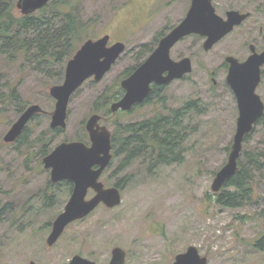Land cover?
<instances>
[{
  "label": "rangeland",
  "instance_id": "374dc122",
  "mask_svg": "<svg viewBox=\"0 0 264 264\" xmlns=\"http://www.w3.org/2000/svg\"><path fill=\"white\" fill-rule=\"evenodd\" d=\"M67 1L76 2L74 13L88 28L85 42L109 35L112 44L124 43L126 52L102 81H87L72 97L67 127L61 133L51 132L56 100L50 91L64 80L32 71L29 65L21 73L19 66L0 57V72L4 74L0 95L9 91V85H17L19 90V101L0 103V264H69L77 255L109 264L116 247L127 252L125 264H173L190 247H196L208 264H264V249L255 245L264 237V156L259 161L261 168L254 170L247 154H264V129L261 125L250 136L239 159L240 167L252 171V200L238 209L220 206L212 186L217 173L228 163L239 112L231 91L225 87L214 91L209 76L217 72V81H224L226 73L221 66L227 56L245 59L251 41L264 46V0H215L218 10L247 7L253 10L254 19L209 52L204 51L202 41L196 37L186 38L171 52L175 61L190 58L193 71L188 80L169 86L170 106L179 107L188 98L202 103L200 114L190 116L193 133L185 144V160L151 173L144 170L146 159L134 163L136 177L121 190L119 206L98 207L65 230L53 246L48 244L52 225L64 211L69 195L66 191L60 193L67 187L49 189L50 173L45 169L44 158L61 143L78 141L81 121L87 122L94 115L90 111L101 103L106 90L118 81L121 84L125 79L122 74L138 65L142 47H157V33L183 21L191 6V0ZM258 94L264 99V80ZM19 103L26 104L24 111L39 105L44 113L31 120L20 142L6 143L5 136L24 112H19ZM111 105V117L102 120L111 132L118 120L137 123L162 111L157 105L138 108L130 114H113ZM40 137L51 141L46 148ZM119 162L116 158L102 177L106 187H113L127 174H115L112 183L107 181ZM46 190H51L54 200L46 197ZM92 196L94 193L88 198Z\"/></svg>",
  "mask_w": 264,
  "mask_h": 264
},
{
  "label": "water",
  "instance_id": "95a60500",
  "mask_svg": "<svg viewBox=\"0 0 264 264\" xmlns=\"http://www.w3.org/2000/svg\"><path fill=\"white\" fill-rule=\"evenodd\" d=\"M51 1L19 0L17 8L23 15H30ZM213 1L192 0L185 19L161 39L156 51L144 64L122 80L121 88L125 91V96L112 103V113L129 112L135 105L141 104L151 92L152 84L168 85L192 73L193 63L190 58L176 62L171 57L172 49L182 40L192 35L206 37L204 50L208 52L249 17L247 14L231 11L225 20L217 14ZM110 39L111 37L106 35L98 40L86 41L68 62L64 83L51 88L50 94L56 100L52 129H66L72 97L87 81L91 79L96 82L102 81L126 52V45L122 42L109 46ZM251 50L252 55L244 63H240L235 57L227 58L230 64L227 80L238 102L239 118L228 163L217 173L213 182L212 189L216 193H219L238 172L245 139L264 117V101L258 94L264 52L258 54L255 46H252ZM42 112L43 109L39 105L28 107L13 124L4 141L15 143L32 118ZM101 120V115L94 114L86 122L90 145L78 141L64 142L44 160L45 168L51 170L54 183L68 180L75 185L70 201L53 224L48 239L50 246L58 241L71 223L88 217L101 204L107 208H114L122 203L121 190L117 187L106 188L100 181L113 159L112 133L108 127L101 124ZM90 190H94L96 195L88 200ZM125 261L126 252L116 247L110 264H124ZM207 262V258L201 257L196 247H190L187 252L179 254L173 264ZM70 264L96 263L77 255Z\"/></svg>",
  "mask_w": 264,
  "mask_h": 264
},
{
  "label": "trees",
  "instance_id": "16d2710c",
  "mask_svg": "<svg viewBox=\"0 0 264 264\" xmlns=\"http://www.w3.org/2000/svg\"><path fill=\"white\" fill-rule=\"evenodd\" d=\"M18 1L0 0V57L5 58L10 65L19 66L21 73H24L26 66L29 65V69L32 71L64 80L69 60L74 57L81 44L87 39L88 28L81 24L78 16L74 13L76 2L67 0L54 2L52 0L36 13L21 15L17 8ZM169 30L171 28L158 32L155 36L156 41L159 42ZM153 49L148 45L143 46L137 58L138 65L128 68L122 74V78L130 76L141 65L143 58ZM43 66L47 69H41ZM3 75V72H0V79ZM12 86L9 85L7 93L1 92V104L6 105L19 101L18 86ZM122 95L123 90L118 81L106 90L101 103L95 104L90 114H101L103 121H106L111 117L109 105L119 100ZM160 105L162 111L148 120L127 124L118 120L114 123L115 130L112 132L113 161L117 158L120 162L116 171L109 176L107 181L112 183L111 179L116 176L115 174L127 173L122 181L113 184L122 191L127 183L136 177L137 172H133V166L141 159L147 160L144 163V170H147L148 173L168 164H181L185 160L188 150L185 144L193 133L187 121L190 120L191 114H200L202 103L194 98L176 111L168 108L165 100ZM25 107L26 104L19 103V112H23ZM85 123L86 120L81 121V132L77 135L76 140L89 144ZM51 132L61 133L62 130H51ZM38 139L43 144V148H46L47 143L51 142L43 140L41 137ZM253 153L247 152L255 167L254 170L260 169L259 161L264 154ZM251 173V169L239 166L236 175L215 197L217 204L224 208L238 209L247 204L248 200H252L253 194L251 193H254V184L251 181ZM49 189L52 188L49 187ZM70 189L66 188V195H69ZM50 191L46 190L48 199L54 195ZM256 247L261 250L264 248V238Z\"/></svg>",
  "mask_w": 264,
  "mask_h": 264
},
{
  "label": "flooded vegetation",
  "instance_id": "af4514ba",
  "mask_svg": "<svg viewBox=\"0 0 264 264\" xmlns=\"http://www.w3.org/2000/svg\"><path fill=\"white\" fill-rule=\"evenodd\" d=\"M215 0L213 1V5H214V7H215V9H216V12H217V14L219 15V16H221L223 19H225V20H227L228 19V15H229V13L231 12V11H237V12H239L240 14H247V15H249V17L241 24V25H239V26H236L235 28H234V30L229 34V35H227L224 39H226L228 36H230L231 34H233L235 31H238V30H240L246 23H248L249 21H252L253 19H254V14H253V10H249L247 7H244V6H240V7H231V6H228V8H222V7H219V10H218V8L216 7V5H215ZM191 4H192V0H191ZM190 8H191V6H190ZM190 10V9H189ZM218 11H221L223 14H224V16H222ZM189 12V11H188ZM188 14V13H187ZM182 22V21H181ZM178 25V24H177ZM174 27H176V25L174 26ZM173 27V28H174ZM172 28V29H173ZM170 31V30H169ZM189 37H196L197 39H199L200 41H202V43H203V49H204V43L206 42V40H207V38L206 37H202V36H198V35H192V36H189ZM189 37H187V38H189ZM163 39V38H162ZM186 39V38H185ZM184 39V40H185ZM223 39V40H224ZM222 40V41H223ZM161 41V40H160ZM160 41L159 42H157V47H155L154 49H153V51L151 52V53H149L148 55H146L143 59V62L141 63V65L142 64H144L147 60H148V58L156 51V49L158 48V46H159V43H160ZM183 41V40H182ZM111 39H110V44H109V46H111ZM219 44V43H218ZM217 44V45H218ZM113 45V44H112ZM216 46V45H215ZM252 46H255V48H256V52L258 53V54H261V53H263L264 52V46L262 45V47L261 46H257L256 44H254V41H251V43H249V54H248V56L245 58V59H242V60H240V59H238V58H236L240 63H244V62H246L248 59H249V57L252 55V50H251V47ZM175 48V47H174ZM173 48V49H174ZM172 49V50H173ZM205 51V50H204ZM205 52H207V51H205ZM209 52V51H208ZM228 57H234V56H227L226 57V59H225V62L222 64V66H221V70H224L225 71V73H226V75H225V80L224 81H221L220 83L217 81V79H216V73L217 72H211L210 73V77H211V82H212V89L215 91V90H217V88H219V87H225V88H227V89H229L230 91H231V93L234 95V97H235V99H236V96H235V94H234V91L232 90V87L230 86V84L228 83V74H229V70H230V64L227 62V58ZM186 58H188V57H186ZM183 59H185V58H183ZM183 59H181V60H183ZM181 60H179V61H181ZM175 61V60H174ZM179 61H176V62H179ZM193 63V62H192ZM140 65V66H141ZM139 67V66H138ZM137 67V68H138ZM136 68V69H137ZM136 71V70H135ZM187 76H189V75H186L183 79H180V80H188V78H187ZM180 80H175V81H173V82H171L170 84H168V85H158V84H152V90H151V92L149 93V95L146 97V99L141 103V104H137V105H135L133 108H132V110H130L129 112H123V111H118L117 113H119V112H123V113H128V114H130V113H132L133 111H135L136 109H138V108H146V107H154V106H157V105H160L164 100H165V102H166V106L168 107V108H170V109H173V110H179V109H181V108H183V106H185V103H189L191 100H193L194 98H188V100L184 103V104H182L181 106H170V103H169V100H170V98H169V95H168V93H167V91H168V88H169V86H171L174 82H176V81H180ZM263 80H264V66L262 67V80H261V83H260V86H261V84H262V82H263ZM259 88V87H258ZM123 90V89H122ZM125 96V91L123 90V95L119 98V100H121L123 97ZM262 97V96H261ZM263 99V98H262ZM119 100H116V101H119ZM116 101H114V102H116ZM263 101H264V99H263ZM113 102V103H114ZM236 102H237V99H236ZM162 107V106H161ZM237 110H238V102H237ZM238 112H239V110H238ZM44 113V110H43V112L42 113H39V114H37V115H41V114H43ZM117 113H113V114H117ZM23 114V113H22ZM36 115V116H37ZM35 117V116H34ZM33 117V118H34ZM239 117V116H238ZM32 118V119H33ZM102 120H103V117H102ZM102 120H101V124L103 125V123H102ZM31 122V121H30ZM237 123H238V120H237ZM187 124H188V126L190 127L191 126V124H192V121H191V119L190 120H188L187 121ZM263 126V129H264V117L255 125V127H254V131L250 134V135H248L247 137H246V139H245V142H244V144L248 141V139L250 138V136L251 135H253L254 133H256L257 132V128L259 127V126ZM191 129H192V127H190ZM55 130H57V129H55ZM62 130V129H61ZM236 131H237V124H236ZM24 132H25V130L23 131V133H22V135L19 137V139L23 136V134H24ZM19 139L16 141V142H18L19 141ZM90 139V138H89ZM15 142V143H16ZM64 143V142H63ZM58 147V146H57ZM232 149V148H231ZM243 150H244V145H243ZM231 153V152H230ZM242 153H243V151H242ZM52 153H50V154H48L46 157H48L49 155H51ZM230 156V155H229ZM241 156H242V154H241ZM45 157V158H46ZM45 158H44V160H45ZM241 158V157H240ZM43 160V161H44ZM240 161V160H239ZM112 162H113V160L111 161V164H112ZM111 164H110V166H111ZM45 166V165H44ZM239 166H240V163H239ZM109 168V167H108ZM107 168V169H108ZM46 169V168H45ZM105 170L104 171V173H103V175H102V177L105 175V173L108 171V170ZM49 173H50V182H49V184H50V186L49 187H64V188H66V186L67 187H69V188H71L70 189V191H69V201H70V199H71V196H72V194H73V192H74V188H75V185H74V183L72 182V181H68V180H64V181H61V182H58V183H54L53 181H52V178H51V170H48V169H46ZM102 177H101V182L102 183H104L103 181H102ZM49 181V180H48ZM104 185H105V183H104ZM105 187H106V185H105ZM114 187V186H113ZM116 187V186H115ZM106 188H110V187H106ZM118 188V187H117ZM53 189V188H52ZM120 189V188H119ZM121 190V189H120ZM63 191H66V189H61V191H60V193L61 192H63ZM223 191V190H222ZM221 191V192H222ZM221 192H219V193H221ZM92 194V193H94V196L96 195V193H95V191L94 190H90L89 191V194ZM219 193H217V194H219ZM89 194H88V196H89ZM65 196V195H64ZM94 196H92L91 198H93ZM46 197L48 198V196H47V194H46ZM53 197H54V195H53ZM52 197V198H53ZM52 198H50V200L52 199ZM90 198V199H91ZM53 200H54V198H53ZM61 200H63L62 198H61ZM88 200H89V198H88ZM47 201H48V199H47ZM68 201V202H69ZM68 202H67V204H68ZM50 203H51V201H50ZM47 204V203H46ZM66 204V205H67ZM100 206H103V204H101ZM99 206V207H100ZM66 207V206H65ZM63 213V212H62ZM61 213V214H62ZM58 218V217H57ZM76 222H79V220L78 221H75V222H73V223H71L65 230H67L71 225H73L74 223H76ZM54 224V223H53ZM52 229H53V225H52ZM64 234V233H63ZM264 237H261V239H263ZM260 239V240H261ZM260 241H256V244L255 245H257L258 243H259ZM264 249V248H263ZM262 249V250H263ZM124 250V249H123ZM125 251V250H124ZM126 252V251H125ZM200 253V252H199ZM203 257V256H202ZM112 258H113V250H112ZM126 258H127V252H126ZM89 260V259H88ZM112 260V259H111ZM93 262H95V261H93ZM111 262V261H110ZM126 262V261H125ZM70 263H71V261H70ZM69 263V264H70ZM96 263V262H95ZM96 264H98V263H96ZM110 264V263H109ZM125 264V263H124ZM208 264V263H207Z\"/></svg>",
  "mask_w": 264,
  "mask_h": 264
}]
</instances>
